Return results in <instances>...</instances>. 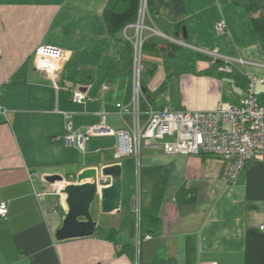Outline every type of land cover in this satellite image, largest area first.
<instances>
[{
    "label": "crops",
    "instance_id": "crops-1",
    "mask_svg": "<svg viewBox=\"0 0 264 264\" xmlns=\"http://www.w3.org/2000/svg\"><path fill=\"white\" fill-rule=\"evenodd\" d=\"M113 2L0 0V104L6 110L0 113V202L8 205L7 218L0 217V264H264V162L246 165L229 184L228 161L220 157L145 145L139 158L118 156L116 135L93 136L81 153L55 139L69 134L68 122L74 130L98 125L102 112L115 131L134 127V117L122 118L117 104L133 100L137 33L133 24L110 31ZM184 2L181 32L165 11L144 20L150 46L140 76L142 122L152 108L240 106L246 69L220 71L215 54L264 64V29L254 25L264 0ZM44 45L69 52L58 86L35 67L36 49ZM247 70L264 77V67ZM256 90L264 104V84ZM76 91L90 99L75 102ZM116 163L122 167L120 209L105 214L98 202L93 236L56 240L67 213L60 193L65 183L54 184L55 192L45 177L73 176V183L84 169Z\"/></svg>",
    "mask_w": 264,
    "mask_h": 264
},
{
    "label": "built area",
    "instance_id": "built-area-1",
    "mask_svg": "<svg viewBox=\"0 0 264 264\" xmlns=\"http://www.w3.org/2000/svg\"><path fill=\"white\" fill-rule=\"evenodd\" d=\"M148 15L147 0H141L138 20L135 24L136 37L133 42L135 89L131 104H117L119 114L123 118L129 114L134 117V127L130 130L115 131L106 123L105 112H102L98 125L85 130H74L72 123H67L68 135L63 139L73 144L78 151L85 153L87 144L95 135H116L120 140V155H133L139 158L141 147L157 146L168 154L208 155L226 159L228 170L226 181L235 183L240 171L254 161L264 162V104L260 101L256 87L264 84V77L257 76L247 70L248 66H261L244 58L221 56L215 54L220 62L219 70L234 72L239 67L246 69L247 85L244 98L240 106L228 102H219L213 110H173L170 107L152 108L148 112L145 122L140 120V105L142 87L140 73L143 61V30L144 20ZM129 26V25H128ZM127 26V27H128ZM126 27V28H127ZM227 27L225 21H220L217 28L224 31ZM1 53V52H0ZM69 60V52L55 46H40L35 52V67L53 76L57 85V76L61 65ZM90 97L81 91L74 93L75 102L89 100ZM6 112L0 104V113ZM69 118L70 114L65 113ZM73 176H64L65 186L70 183ZM105 185L110 179L105 178ZM108 183V184H106ZM8 205L0 202V217L7 218ZM264 230V225L260 226ZM151 239L150 234L144 236Z\"/></svg>",
    "mask_w": 264,
    "mask_h": 264
},
{
    "label": "water",
    "instance_id": "water-1",
    "mask_svg": "<svg viewBox=\"0 0 264 264\" xmlns=\"http://www.w3.org/2000/svg\"><path fill=\"white\" fill-rule=\"evenodd\" d=\"M184 38H187L186 30H184ZM121 175L122 167L118 163L104 166L99 170L92 167L80 172L76 182L64 186L60 193L66 197L67 213L62 226L55 232L56 240L62 241L93 236L98 227L92 213L94 204L99 202L100 210L105 214L120 209L122 197ZM105 178L110 179L108 186L102 184ZM45 180L54 184L57 181H64V176L51 174L47 175Z\"/></svg>",
    "mask_w": 264,
    "mask_h": 264
},
{
    "label": "trees",
    "instance_id": "trees-1",
    "mask_svg": "<svg viewBox=\"0 0 264 264\" xmlns=\"http://www.w3.org/2000/svg\"><path fill=\"white\" fill-rule=\"evenodd\" d=\"M141 0H114L107 11L108 26L111 32L125 29L130 24H135L140 12ZM148 13L168 12L169 16L177 23L178 32L184 27V18L186 17V5L184 0H147ZM255 29L261 31L264 29V13L255 18ZM176 43V42H175ZM150 44L143 43V53ZM143 62V61H142ZM142 103V99H141ZM208 156V155H201Z\"/></svg>",
    "mask_w": 264,
    "mask_h": 264
},
{
    "label": "rangeland",
    "instance_id": "rangeland-1",
    "mask_svg": "<svg viewBox=\"0 0 264 264\" xmlns=\"http://www.w3.org/2000/svg\"><path fill=\"white\" fill-rule=\"evenodd\" d=\"M252 2L254 3V2H256V0H252ZM141 69L143 70V62H142V67H141ZM143 74V73H142ZM144 75V74H143ZM140 76H141V73H140ZM141 77H143V76H141ZM53 186H54V184H53ZM54 191L55 192H57V190H58V187L55 185L54 187ZM93 209V208H92Z\"/></svg>",
    "mask_w": 264,
    "mask_h": 264
},
{
    "label": "bare ground",
    "instance_id": "bare-ground-1",
    "mask_svg": "<svg viewBox=\"0 0 264 264\" xmlns=\"http://www.w3.org/2000/svg\"><path fill=\"white\" fill-rule=\"evenodd\" d=\"M60 183H65L66 184V182L65 181H57L56 183H54V184H60ZM103 183H105L104 181H103ZM64 187V186H63ZM61 189V188H60ZM65 196V195H64Z\"/></svg>",
    "mask_w": 264,
    "mask_h": 264
}]
</instances>
